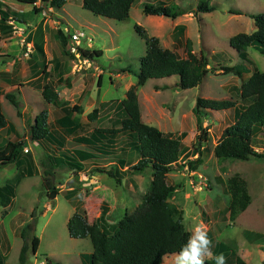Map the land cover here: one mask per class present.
I'll return each mask as SVG.
<instances>
[{
	"label": "rangeland",
	"instance_id": "374dc122",
	"mask_svg": "<svg viewBox=\"0 0 264 264\" xmlns=\"http://www.w3.org/2000/svg\"><path fill=\"white\" fill-rule=\"evenodd\" d=\"M199 2L127 0L130 17L116 21L85 10L83 0H66L61 9L53 7V0L38 1L34 5L0 0V19L1 8L10 10L12 16L6 23L12 27V33L0 29V96L3 113L9 121L8 127L0 131V150L9 142L30 139L28 131L46 110L50 115L51 129L65 143L64 151L57 150V155L67 153L80 157L84 150L79 140L65 137L56 125L57 120L65 116L63 107L47 104L42 97V88L51 85L69 108L76 106L82 109L81 113L73 114L82 128L81 137L121 119L124 114L118 106L108 110L103 104L125 100L127 91L138 83L137 74L147 47L144 37L135 30L137 26L148 37L158 38L164 49L181 58L187 57L189 49L198 56L204 53L214 71L198 88L177 89L179 77L175 76L150 80L137 89L143 121L165 134L182 138L181 157L167 181L177 188L169 202L182 212L185 229L191 237L199 227L210 241L209 253L216 245H225V264H236L237 258L245 264H264V159L253 157L249 161H239L215 156V148L225 129L236 122L237 113L253 103V100L241 99L242 86L256 69L264 72V56L256 49L249 50L252 58L248 66L250 73L243 78L227 75L220 68L239 63L238 53L231 47L230 40L238 34L256 31L253 19L245 13H264V0H212L211 5L216 8L214 12L187 13L175 20L143 13L148 4L164 3L186 10L196 8ZM59 32H84V48L101 50L103 57L89 63L85 59L77 68L64 53ZM38 46L43 48L45 57L38 53ZM58 62L60 64L57 65ZM126 68H131L134 74L120 73ZM7 94L16 95L21 103L20 110L6 100ZM199 98L232 100L236 102V108L229 111L205 110L200 130L194 111ZM95 109L100 110L99 115L90 122L88 116ZM28 142L29 152L25 154L32 155L37 174L22 181L16 197L7 208L0 205L2 264H19L22 230L32 224L34 211L35 229L29 231L31 250L28 264H48V258L53 264H82V257L90 256L93 246L89 238L72 239L69 236L68 221L77 208L87 213L91 224H97L102 231L113 235L120 222L143 205L151 189L152 172L140 174L132 170L140 160L135 149L119 154L126 163L124 167L119 165L115 154L114 158L99 155L100 163L93 166L85 160L81 161L80 170L60 169L55 181L62 184L60 195L52 201L43 185L42 164L46 155L51 156L52 147L47 143ZM254 149L264 152V128L254 141ZM197 160L201 162L191 170L188 163ZM24 165L22 162L0 168V187L14 181L19 168ZM111 168L119 172L121 185L108 175L96 172ZM246 193L250 201L248 208L242 211L239 205L242 201L236 200L234 195L243 197ZM210 255L202 257V260L211 259ZM176 257L166 256L163 264H176Z\"/></svg>",
	"mask_w": 264,
	"mask_h": 264
},
{
	"label": "trees",
	"instance_id": "16d2710c",
	"mask_svg": "<svg viewBox=\"0 0 264 264\" xmlns=\"http://www.w3.org/2000/svg\"><path fill=\"white\" fill-rule=\"evenodd\" d=\"M17 1L24 5H34L38 1L47 2L48 0ZM126 2L127 0H83V8L97 16L125 21L130 17ZM200 2L196 8L186 10L180 7H170L164 3L148 4L143 8V13L146 16L175 20L187 13L199 15L216 10L211 5L212 0ZM65 4L66 0H53V7L58 9H61ZM10 12V10L3 11L1 8L0 29L3 32L12 33V27L6 24L12 17ZM239 15H243V13H239ZM245 15L253 19L257 29L252 34L241 33L231 38L230 45L238 53L239 63L235 66H222L220 68L225 74L240 78L250 73L248 66L252 63L249 53L251 48L258 50L264 56V13H245ZM135 30L144 37L147 47L146 56L142 58L140 71L137 74L138 83L127 92L125 100L103 104L108 110L118 106L124 114L121 119L112 121L107 127L95 128L86 137H81L79 135L82 128L74 120L73 114L81 113L82 109L76 106L69 108L67 102L61 100L59 92L54 90L51 85L47 84L42 88V97L47 104L63 107L65 116L57 120L56 125L58 130L65 133V137H75L77 142L79 140L82 149L85 151L81 152L80 157L67 153L61 156L57 155L58 151H64L65 143L57 135V132L51 129L50 115L46 110L36 118L34 126L28 131L30 139L9 142L4 149L0 150V168L25 163L19 168L14 181L0 187V205L3 208H7L16 197L17 188L22 181L26 178H33L37 174L32 155L25 154L29 140L41 144L47 143L52 147L51 156L46 155L45 161L42 162L44 167L43 185L48 198L52 201H55L60 195L59 187L62 184L55 182L57 172L60 169L80 170L81 161H89L88 164L93 166L100 163V156L114 158V154L119 165L124 167L126 163L119 154L132 149L138 152L140 160L137 165L132 167V170L140 174L151 171L153 176L151 189L145 197L143 205L133 215L120 222L116 233L108 235L97 224H91L87 213L79 208L70 218L67 225L69 236L72 239L89 238L92 241L93 253L90 256H83L82 264H163L166 256L178 255L181 248L191 238L190 233L185 229L182 212L169 202L177 188L170 186L167 181L168 175L177 168L181 157L182 138L172 137L159 128L144 123L137 89L145 86L150 80L170 79L176 76L179 77L175 86L177 89L181 91L192 90L198 88L205 78L214 71V68H210V60L204 53L198 56L189 49L187 57L181 58L171 50L164 49L158 38L148 37L141 30V27L137 26ZM74 34L63 32L58 34L64 53L73 61L75 55L71 52V43ZM78 50L83 59L91 61L99 60L104 55L103 51L88 50V48H84L83 44ZM37 51L42 57H45L42 47L38 46ZM58 64L60 63L58 62ZM120 73L134 74V71L131 68H126L121 69ZM5 98L16 109L20 110L21 103L16 95L7 94ZM241 99L243 101L253 100V103L243 112L237 113L236 122L223 132L221 140L215 148V156L218 159L229 158L239 161H249L253 157L264 159V152L259 153L254 149V141L264 128V72H259L257 69L254 71L248 82L242 86ZM235 108L236 102L232 100L199 98L194 109L200 122L199 129L201 130L203 127L205 110L229 111ZM99 112V109H95L88 116L89 121L93 122ZM8 125L9 121L3 113L0 96V131L6 129ZM200 162L201 160H197V162H189L188 165L191 170H195ZM96 172L108 175L120 185L122 183L120 174L115 168L110 170L98 169ZM109 177L106 178L114 183ZM234 198L242 201V203L236 201L242 211L248 208L250 197L247 193L243 197L234 195ZM31 218L32 224L27 225L22 230L23 247L19 255V264H28L31 250L29 231L34 228L35 211ZM210 250L211 255L209 257L211 259L203 260L204 264H216V257L223 255L225 258L227 256L225 245L219 244ZM207 255L209 254H202V257ZM2 263L0 257V264ZM48 264H53L49 258ZM236 264L245 263L242 259L237 258Z\"/></svg>",
	"mask_w": 264,
	"mask_h": 264
},
{
	"label": "clouds",
	"instance_id": "9594fccd",
	"mask_svg": "<svg viewBox=\"0 0 264 264\" xmlns=\"http://www.w3.org/2000/svg\"><path fill=\"white\" fill-rule=\"evenodd\" d=\"M209 245L210 241L206 234L198 227L188 243L181 248L176 257V264H203L202 254H210ZM216 264H225L223 255L216 257Z\"/></svg>",
	"mask_w": 264,
	"mask_h": 264
},
{
	"label": "built area",
	"instance_id": "2783aa9c",
	"mask_svg": "<svg viewBox=\"0 0 264 264\" xmlns=\"http://www.w3.org/2000/svg\"><path fill=\"white\" fill-rule=\"evenodd\" d=\"M82 38H84V33H81V32H76L74 35H73V41H72V48H71V52L75 55V59H74V62L75 64L77 65V68L81 67L83 64H82V61H84L85 59L82 58L81 56V53L79 52V47L81 46V40ZM88 60V63L91 61L89 59ZM87 63V64H88ZM29 150L27 149L26 152H28Z\"/></svg>",
	"mask_w": 264,
	"mask_h": 264
},
{
	"label": "crops",
	"instance_id": "0c3cea01",
	"mask_svg": "<svg viewBox=\"0 0 264 264\" xmlns=\"http://www.w3.org/2000/svg\"><path fill=\"white\" fill-rule=\"evenodd\" d=\"M127 90H128V88H127ZM1 101H2V99H1ZM69 222V221H68Z\"/></svg>",
	"mask_w": 264,
	"mask_h": 264
}]
</instances>
